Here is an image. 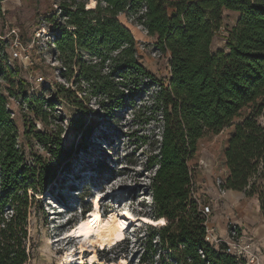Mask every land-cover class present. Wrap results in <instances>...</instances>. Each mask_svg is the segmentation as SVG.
Segmentation results:
<instances>
[{
    "label": "trees",
    "instance_id": "trees-1",
    "mask_svg": "<svg viewBox=\"0 0 264 264\" xmlns=\"http://www.w3.org/2000/svg\"><path fill=\"white\" fill-rule=\"evenodd\" d=\"M88 4L89 0L60 1L65 21L59 30L53 29L55 44L71 75L75 73L84 84L81 90L101 97L105 110L106 105L118 110L135 103L138 94L158 82L140 62L137 40L121 21L122 14L156 37L158 49L170 53V78L160 84L153 100L162 132L159 153L150 159V166L158 168L149 184L155 214L148 216L165 222L157 232L158 244L171 250L170 260L163 264H239L236 256L226 252L224 241L217 246L206 240V216L193 193L196 169L207 150L220 188L256 195L264 214V125L260 122L264 0H96L94 7ZM226 10L239 17L227 30L225 46L213 50ZM82 51L92 59H85ZM4 55L0 46V77L10 70ZM20 85L24 89V81ZM57 90L75 105L81 103L73 99L77 96L70 88ZM24 101L47 121L44 105L53 108L54 99L27 95ZM7 103L0 90V264H26L30 258L28 192L49 184L57 176L58 165L26 158ZM71 124L81 136L90 134L84 120L72 119ZM33 136L58 162L70 157L72 152H65L60 135L37 131ZM7 207L13 210L11 216H6ZM153 240L152 235L147 237V250L155 251Z\"/></svg>",
    "mask_w": 264,
    "mask_h": 264
},
{
    "label": "rangeland",
    "instance_id": "rangeland-1",
    "mask_svg": "<svg viewBox=\"0 0 264 264\" xmlns=\"http://www.w3.org/2000/svg\"><path fill=\"white\" fill-rule=\"evenodd\" d=\"M60 1L2 0L0 9V46L10 67L9 72L0 77V90L7 97V106L18 129V145L29 161L41 158L58 165L57 176L49 184L28 192L26 243L30 258L26 264H71L65 261L67 257L73 264H118L122 260L126 264H163L165 259L170 260L171 250L160 249L157 232L165 222L151 227L144 217L155 214L149 184L158 165L150 166V159L159 153L162 122L153 100L160 84L168 83L170 78V53L158 49L156 37L122 14L121 21L137 40L140 62L155 74L158 82L138 94L135 103L118 110L106 105L105 110L99 103L101 97L81 90L84 84L75 73L71 75L69 67L60 59L55 44L57 33L53 30H59L65 21ZM92 2L89 0L87 6L93 7ZM49 17H54V22ZM238 17L237 12L224 11L213 50L225 46L227 30ZM82 53L85 59H92L89 53ZM21 81L25 83L24 89H21ZM58 86L73 90L77 96L73 99L81 103L75 105L66 99L57 90ZM27 95L54 99L53 108L44 105L48 111L46 122L28 107L24 101ZM72 119H82L89 124L90 134L81 136L72 127ZM260 122L264 125V115ZM37 131L60 135L65 152H72L70 157L58 162L49 148L34 138L33 133ZM201 160L196 169L201 179L195 189L201 202L212 206L207 224L212 226V217L218 213L224 216L228 231L231 223H237L239 233L245 239H253V251L257 255L254 264H264V214L257 196H247L245 191H240L236 197H226L225 189L211 180L213 157L209 151H203ZM214 183L215 192H211ZM1 193L0 190V198ZM98 194L105 197L99 200L103 218L114 211L129 223L124 229V238L111 245L95 233L89 238L71 235L93 212ZM238 201L244 204L242 209L236 206ZM244 209L257 215V226L244 220L241 213ZM126 211L137 221L133 222ZM5 213L11 216L13 210L7 207ZM236 218L246 222L243 227ZM213 227L214 233L220 235L217 226L213 224ZM252 227H257V239ZM149 235L154 237L155 251L145 248ZM93 253L98 258L91 261ZM249 260L241 256L239 264H251Z\"/></svg>",
    "mask_w": 264,
    "mask_h": 264
},
{
    "label": "bare ground",
    "instance_id": "bare-ground-1",
    "mask_svg": "<svg viewBox=\"0 0 264 264\" xmlns=\"http://www.w3.org/2000/svg\"><path fill=\"white\" fill-rule=\"evenodd\" d=\"M92 6H95V0L91 3ZM105 197L100 196V194L97 195L95 199V207L93 209V212L89 215L86 221H83L81 224H79L71 233V235H77L89 238L93 233L97 235V237L102 238L104 243L107 244H114L119 241H121L124 238L125 232L124 229L127 228L128 222L123 221L121 218L118 217V215L111 211L109 213L108 218L101 219V210H100V203L99 200H104ZM126 215L131 218L133 222L137 221L132 213L130 211H126ZM129 218V219H130ZM146 221H149L152 225H158L160 221H163L162 219H154L151 217H144ZM83 247V246H82ZM98 255L96 253H93V255L90 257V260L93 261L94 259H97ZM65 261L73 264L72 259H68V257L65 259ZM83 264V262H81ZM112 264V263H111ZM118 264H126L125 260L121 261Z\"/></svg>",
    "mask_w": 264,
    "mask_h": 264
},
{
    "label": "built area",
    "instance_id": "built-area-1",
    "mask_svg": "<svg viewBox=\"0 0 264 264\" xmlns=\"http://www.w3.org/2000/svg\"><path fill=\"white\" fill-rule=\"evenodd\" d=\"M203 162V160H201ZM218 185L220 184V180L217 181ZM196 186V182H195ZM226 191V190H225ZM195 197L196 191L193 193ZM198 198V197H197ZM199 203L202 209L203 214L206 216V240L209 241L212 244H219L222 241L226 243V252L229 254H232L237 257V259H240L242 257H248L250 260L249 262L251 264H254L256 262L257 255L253 251V245L254 242L252 238L245 239L244 236H242L239 233V226L234 223H231L232 226H230L228 231V236L226 238H221L217 236L214 233V227H211L207 224V218L209 219L210 214L212 213V206L211 204H203L201 202V199H199Z\"/></svg>",
    "mask_w": 264,
    "mask_h": 264
},
{
    "label": "crops",
    "instance_id": "crops-1",
    "mask_svg": "<svg viewBox=\"0 0 264 264\" xmlns=\"http://www.w3.org/2000/svg\"><path fill=\"white\" fill-rule=\"evenodd\" d=\"M196 174H199V176H200L199 172H196ZM198 177L197 176L195 177L196 185L199 184V181L201 179V176L199 178ZM211 180L213 181L212 177H211ZM213 185H214V187H212V188L210 187L211 192H215V188H216L215 183ZM225 192H226L225 196L226 197H230V199L233 198V197L238 196V193H240V191H237V190H226ZM236 206L238 208L242 209L241 207L242 206L244 207V204L241 201H238V203H236ZM255 206L257 207V203H256ZM248 212L249 211H246V209H244V211L241 212L242 216L244 217V220L247 221L248 223H251V224L257 226V215H253V214L248 213ZM244 220L243 221H239L238 218H236L235 221H237L238 224H240V226L243 227L244 224L246 223V222H244ZM224 222H225L224 216L218 213V215H215V216L212 217V221L210 223V225H212L211 227H213V224H215L217 226V228H218L217 232H218V234H220L218 236L223 238V239L228 236V230L226 229ZM252 229L255 230L253 232H254L255 237L257 239V227H252ZM219 231H220V233H219Z\"/></svg>",
    "mask_w": 264,
    "mask_h": 264
},
{
    "label": "snow or ice",
    "instance_id": "snow-or-ice-1",
    "mask_svg": "<svg viewBox=\"0 0 264 264\" xmlns=\"http://www.w3.org/2000/svg\"><path fill=\"white\" fill-rule=\"evenodd\" d=\"M160 223H163V221H160Z\"/></svg>",
    "mask_w": 264,
    "mask_h": 264
}]
</instances>
